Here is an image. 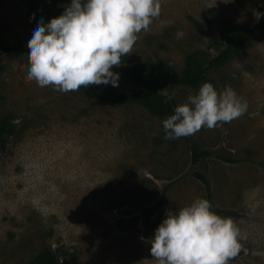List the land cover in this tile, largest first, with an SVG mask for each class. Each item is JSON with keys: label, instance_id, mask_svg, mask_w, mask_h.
Returning a JSON list of instances; mask_svg holds the SVG:
<instances>
[{"label": "rangeland", "instance_id": "rangeland-1", "mask_svg": "<svg viewBox=\"0 0 264 264\" xmlns=\"http://www.w3.org/2000/svg\"><path fill=\"white\" fill-rule=\"evenodd\" d=\"M39 2L51 19L71 0ZM263 16L264 0H161L160 16L137 34L120 66L151 79L162 65L176 73L206 67ZM29 34L26 1L0 0V119L12 127L0 148V264H28L46 249L61 264H157L146 240L166 210L207 199L195 172L210 182L212 210L241 230L235 264H264L263 30L205 81L218 91L230 85L246 111L174 140L164 138L168 116L138 105L127 79L69 92L27 79L28 44L18 56L6 47ZM199 87L163 94L177 106ZM192 140L212 156L193 164ZM150 207L156 212L146 223Z\"/></svg>", "mask_w": 264, "mask_h": 264}, {"label": "clouds", "instance_id": "clouds-1", "mask_svg": "<svg viewBox=\"0 0 264 264\" xmlns=\"http://www.w3.org/2000/svg\"><path fill=\"white\" fill-rule=\"evenodd\" d=\"M160 13L161 0H71L47 23L43 16L37 17L27 36L26 77L59 92L90 85L118 87L120 74L113 67L121 65L137 34L148 31ZM176 35L181 38L183 33ZM246 109V101L230 85L218 91L204 82L163 119L164 138L174 140L194 135L202 127H217ZM243 238L231 217L217 214L211 202L200 197L178 210H166L146 242L157 264H229Z\"/></svg>", "mask_w": 264, "mask_h": 264}, {"label": "trees", "instance_id": "trees-1", "mask_svg": "<svg viewBox=\"0 0 264 264\" xmlns=\"http://www.w3.org/2000/svg\"><path fill=\"white\" fill-rule=\"evenodd\" d=\"M25 1L28 16L30 18L31 32L32 26L37 22L38 16H43L45 23L50 20V17L45 8L40 4L39 0ZM257 29L264 31V16L248 31V34L245 37L230 43L221 49L216 56L210 59L206 67H201L199 65L187 66L182 72L176 73L162 65L160 73L156 79H151L149 75L145 73V70L137 66L130 68L124 66H114L113 71L118 72L120 74V78L127 79L137 88V92L134 94V101L138 105L146 108L155 116H170L174 114L176 104L172 99L165 103V100L168 97L163 94L164 90L168 87L198 88L207 80L208 72L210 70L222 67L227 64L235 54L246 49L251 44L252 37ZM26 44L27 41L24 38L16 37L11 41V47L7 46L6 49L13 55L18 56ZM2 70V57L0 55V73ZM11 128V123L8 118L0 119V148L3 146L4 139L11 134ZM191 153V160L193 164H197L201 160L212 156L210 151L202 149L200 145L193 140L191 141ZM221 158L227 162L232 161L229 158ZM262 165L264 166V164ZM194 175L205 185L207 200L211 202L212 195L208 178L200 172H195ZM155 212L156 207H150L148 211H146V223L150 222ZM239 254L240 251L236 254V256L229 260V264H235ZM28 264H61V259L56 251L46 249Z\"/></svg>", "mask_w": 264, "mask_h": 264}]
</instances>
